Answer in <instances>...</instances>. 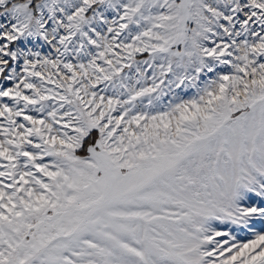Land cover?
<instances>
[{"label":"snow or ice","instance_id":"obj_1","mask_svg":"<svg viewBox=\"0 0 264 264\" xmlns=\"http://www.w3.org/2000/svg\"><path fill=\"white\" fill-rule=\"evenodd\" d=\"M0 264H264V0H0Z\"/></svg>","mask_w":264,"mask_h":264}]
</instances>
